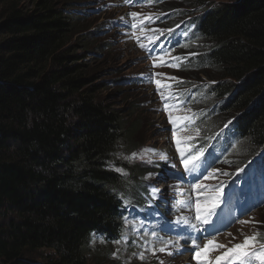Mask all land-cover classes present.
<instances>
[{"label": "trees", "instance_id": "obj_1", "mask_svg": "<svg viewBox=\"0 0 264 264\" xmlns=\"http://www.w3.org/2000/svg\"><path fill=\"white\" fill-rule=\"evenodd\" d=\"M192 1L204 9L190 19L207 48L198 64L214 71L199 76L251 158L264 148V0ZM72 18L52 0H0V264H89L90 240L120 242L125 200L142 189L124 194L108 167L134 129L86 89Z\"/></svg>", "mask_w": 264, "mask_h": 264}, {"label": "rangeland", "instance_id": "obj_2", "mask_svg": "<svg viewBox=\"0 0 264 264\" xmlns=\"http://www.w3.org/2000/svg\"><path fill=\"white\" fill-rule=\"evenodd\" d=\"M52 1L73 16L74 34L68 46L84 58L80 63L84 65L87 78L92 79L86 89H95L96 99L118 111L134 129L133 145L127 147L126 142H120L108 167L124 176L128 190L124 194H130L138 180L142 184L136 201L125 200L130 211L123 218L120 242L108 245L93 237L86 255L88 263L197 264L193 259L194 247L189 251L182 244L185 239L188 242L190 239L200 248L209 240L224 245L207 253V258L216 264V257L242 244L246 236L258 234L259 243H264V200L252 215L246 214L240 219L248 223H236L233 231L220 238L190 227L195 225L197 200L203 206L206 197L217 195L212 191L194 190L192 185L201 183L209 189L223 185V191L241 187L254 173L250 168L256 165L255 159L264 150L249 158L253 154L250 143L243 141L240 144V139L236 138L225 145L220 140L214 142V137L208 135H212L218 125L224 129L230 123L226 116L219 114V108L214 107L220 103L217 96L209 92L215 81L199 76L206 70L214 73L209 67L206 69L198 64L202 60L199 56L207 48L202 46L199 30L190 21L204 9L193 6L192 0H155L152 4L148 0H132L130 4H125L124 0H71L69 6H65L67 0ZM24 3L32 8L36 0H24ZM132 12L139 13L140 17L133 20ZM149 16L151 20L146 19ZM132 23L137 27L132 28ZM175 47L177 49L171 51ZM153 57H162L165 63L176 67H154L161 61ZM156 81L162 85L160 91L165 97H173L167 103L180 104L179 111H172L173 117L186 115L192 118L185 121L188 130L177 131L176 137L172 135L173 125L164 111L165 101L157 91ZM211 107L215 108L212 114ZM206 111L209 115H204ZM201 115L205 116L204 120ZM177 138L181 140V148L186 150L185 155L190 154L188 149L191 153L203 150L197 173L185 171L176 148ZM208 153L213 155L210 159L216 161L211 163L207 159ZM133 154H136L134 158ZM136 167H139L137 174ZM239 169L246 173L240 175ZM208 173H212L213 178L205 180L204 175ZM263 186L254 188L261 192ZM236 200L238 198L233 202L237 203ZM180 234L185 238H180ZM49 255V251L44 252V257ZM44 257L40 259L41 263L46 262Z\"/></svg>", "mask_w": 264, "mask_h": 264}, {"label": "snow or ice", "instance_id": "obj_3", "mask_svg": "<svg viewBox=\"0 0 264 264\" xmlns=\"http://www.w3.org/2000/svg\"><path fill=\"white\" fill-rule=\"evenodd\" d=\"M132 0H124L125 4H130ZM155 0H148L149 4L154 3ZM130 16L133 18V20H136L140 17L139 13L132 12L130 13ZM146 19L151 20V17H146ZM132 28H136L137 24L132 23ZM143 30V29H141ZM141 47L144 48L145 46L141 44ZM167 54V53H166ZM153 59H160L159 64H154V67H166V66H172L176 67V65H168L163 61L162 57H153ZM160 75V74H156ZM175 79V78H171ZM157 83V91L161 95V99L165 101L164 103V111L168 113V120L169 123L173 125L172 128V135L173 137H176L177 131H186L188 130V125L185 124V121H191V117L189 116H176L173 117L172 111L180 109L177 105H170L167 103V100L173 97H165L164 93L160 91L162 85L159 81H156ZM178 125H184L182 128H178ZM191 139V137H189ZM177 151L180 153L181 157V163L183 164V167L186 172L190 174H194L197 172L198 167L200 166V157L203 155V150H197L194 153H191V150L188 149L187 151L190 152L189 155H185V149L181 148V140L177 138L175 140ZM147 151H154V150H147ZM136 156V154H133V158ZM166 158V154H165ZM117 171H123L122 169H117ZM244 169H239L238 172H243ZM227 175V173H225ZM213 178L212 173H208L204 175V179H211ZM194 190H203V191H212L216 192V196H209L205 198L204 205L202 206L200 201L197 200L196 202V219L199 220L203 224L209 223V217L213 215L214 209L218 206V201L220 199V196L223 194V185L217 186L216 188L209 189L206 186L202 185L201 183H195L192 185ZM186 222V221H184ZM241 224L248 223V221L244 220H238L236 221ZM195 227V225H193ZM119 243V241H116ZM259 244V247L256 245ZM194 247V256L193 259L197 260L198 264H212V261L207 258V253L209 251H214L219 248H223L224 245L216 244L213 242V240H209L207 244L203 246V248H200L198 244L193 245ZM160 251H164V249H160ZM143 256L141 255V259ZM216 264H220V261L229 260L230 264H233V262L238 261L239 264H264V243H259L258 241V234H254L252 237H245L244 242L242 244H237L233 248L228 249L224 253L223 256H218L215 258Z\"/></svg>", "mask_w": 264, "mask_h": 264}, {"label": "bare ground", "instance_id": "obj_4", "mask_svg": "<svg viewBox=\"0 0 264 264\" xmlns=\"http://www.w3.org/2000/svg\"><path fill=\"white\" fill-rule=\"evenodd\" d=\"M166 21H168V20H166ZM166 24H168V23H166ZM169 25V24H168ZM191 26H193V25H191ZM173 27V26H172ZM175 27V26H174ZM180 27V26H179ZM178 27V28H179ZM177 29V28H176ZM186 29V28H185ZM184 34V33H183ZM191 34V33H190ZM194 37V36H193ZM179 45H181V44H179ZM178 46V45H177ZM175 49H177L176 47L175 48H173L171 51H174ZM158 50H161V48H158ZM170 53V52H169ZM173 56V55H172ZM175 60V59H174ZM175 68V67H174ZM179 70V69H178ZM211 90H209V92H210ZM192 92V91H191ZM180 94V93H179ZM168 102V101H167ZM178 104V103H177ZM180 105V104H179ZM178 105V106H179ZM196 105V104H195ZM180 107V106H179ZM192 110V109H191ZM196 112V111H195ZM198 112V111H197ZM219 112V111H218ZM197 114V113H196ZM204 115H209V113L206 111L205 113H204ZM204 115H201V119H203L204 120ZM195 116V115H194ZM192 120V119H191ZM196 123V122H195ZM184 126V125H183ZM189 126V125H188ZM193 128V127H192ZM195 128V127H194ZM228 128V125L224 128V129H220L219 130V128H218V126L215 128V131L212 133V135H210V134H208L209 135V137L210 136H213L214 138H213V140H214V142H217V141H219V139H221V138H223V136H221V135H226V136H228V135H230L229 133L231 132V131H226V129ZM200 139V138H199ZM196 142V141H195ZM198 150V149H197ZM200 150V149H199ZM227 151H229V148L227 149ZM263 153V152H262ZM261 156V153L259 154V156H257V157H260ZM227 159H229V158H227ZM224 160V159H223ZM226 160V159H225ZM264 163H259L258 165H263ZM232 170V169H231ZM221 172V171H220ZM197 173V172H196ZM239 174L240 175H243V172H239ZM206 175V174H205ZM198 176V175H197ZM202 177V176H201ZM193 178V177H192ZM241 178V177H240ZM195 179V178H194ZM197 179V178H196ZM239 187V186H238ZM160 197V196H159ZM256 199H257V196L254 194V193H248L246 196H239L238 197V201H237V203L235 204V208L236 209H239L243 214H242V216H241V218L244 216V215H246V214H251L253 211H255L256 210ZM260 199V198H259ZM155 201V200H154ZM260 203H262V201L260 202ZM260 203H258V204H260ZM157 205V204H156ZM160 208V207H159ZM144 210V209H143ZM140 211H142V210H140ZM232 211H235V209L234 208H232V206H231V208L230 209H227L226 210V213H228V212H232ZM160 213H162V211L160 212ZM148 214V213H147ZM252 215V214H251ZM229 214H224V216L222 217V219L223 220H227L228 218H229ZM195 221H196V219H194ZM199 221V220H198ZM231 223V220H229L227 223H226V225H228V224H230ZM203 226H206L205 224H203ZM234 228H236V226H234L233 228H231L228 232H231V231H233V229ZM193 229V228H192ZM198 230V229H197ZM196 230V231H197ZM188 231V230H187ZM227 232V233H228ZM226 233V234H227ZM226 234H224V235H222V236H225ZM215 236V235H214ZM222 236H217L218 238H220V237H222ZM180 238H185V237H182V235L180 234ZM180 238H178V239H180ZM178 241V240H177ZM187 242V244H185ZM172 243H173V241H172ZM182 244H183V247H184V249L185 250H189V249H191V247L193 246V245H191L189 242H188V239H185V241L184 242H182ZM187 264H189V263H187Z\"/></svg>", "mask_w": 264, "mask_h": 264}]
</instances>
